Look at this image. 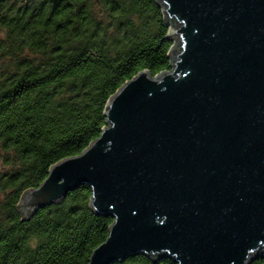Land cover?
Listing matches in <instances>:
<instances>
[{
	"label": "water",
	"instance_id": "obj_1",
	"mask_svg": "<svg viewBox=\"0 0 264 264\" xmlns=\"http://www.w3.org/2000/svg\"><path fill=\"white\" fill-rule=\"evenodd\" d=\"M155 2L169 70L109 97L99 136L21 195V220L87 186L112 222L86 264H252L264 259V0Z\"/></svg>",
	"mask_w": 264,
	"mask_h": 264
},
{
	"label": "trees",
	"instance_id": "obj_2",
	"mask_svg": "<svg viewBox=\"0 0 264 264\" xmlns=\"http://www.w3.org/2000/svg\"><path fill=\"white\" fill-rule=\"evenodd\" d=\"M167 30L155 0H0V264H86L105 241L87 186L28 220L17 205L99 136L125 82L169 70Z\"/></svg>",
	"mask_w": 264,
	"mask_h": 264
},
{
	"label": "flooded vegetation",
	"instance_id": "obj_3",
	"mask_svg": "<svg viewBox=\"0 0 264 264\" xmlns=\"http://www.w3.org/2000/svg\"><path fill=\"white\" fill-rule=\"evenodd\" d=\"M258 261H262L263 263L262 264H264V259H258V260H256V261H254V262H252V264H255V263H257Z\"/></svg>",
	"mask_w": 264,
	"mask_h": 264
}]
</instances>
